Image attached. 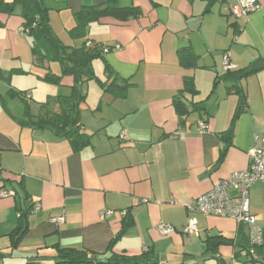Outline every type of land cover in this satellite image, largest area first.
Returning <instances> with one entry per match:
<instances>
[{
  "label": "crops",
  "instance_id": "0c3cea01",
  "mask_svg": "<svg viewBox=\"0 0 264 264\" xmlns=\"http://www.w3.org/2000/svg\"><path fill=\"white\" fill-rule=\"evenodd\" d=\"M105 2L56 0L73 16L82 7ZM237 2L216 0L206 12L205 0H118L120 8H138L140 18L91 23L86 42L121 45L93 62L97 79L131 86L125 97H116L89 83L93 95L89 88L80 113L82 132L89 138L80 149L51 130L20 123L26 104L34 117L48 112L30 104L48 101L50 89L43 80L48 65L38 66L33 58L21 8L0 15V264H57L58 248L105 254L127 213L132 225L115 243L116 255L140 257L147 249L149 264L244 263L236 257L246 244L244 226L193 215L186 208L219 180L248 169L255 136L264 134L263 70L237 82L247 108L233 126L230 144L222 139L240 100L229 90L235 82L222 79L225 54L235 71L264 58V0H258L259 10L241 18L230 15ZM185 47L199 57L198 69L180 65L178 51ZM188 76L194 77L199 95L185 100L188 105L203 101L204 108L181 125L173 99ZM12 89L25 97L10 96ZM51 110H57L53 103ZM224 149L225 160L218 165ZM5 191L15 195L2 197ZM29 210L25 233L17 237L21 215ZM250 210L264 229V182L251 188ZM102 212L111 215L102 218ZM60 216L65 223L51 222ZM192 217L198 220L197 232L186 234ZM160 225L175 233L162 236ZM213 238L235 244L212 247ZM252 264H264V244Z\"/></svg>",
  "mask_w": 264,
  "mask_h": 264
},
{
  "label": "trees",
  "instance_id": "16d2710c",
  "mask_svg": "<svg viewBox=\"0 0 264 264\" xmlns=\"http://www.w3.org/2000/svg\"><path fill=\"white\" fill-rule=\"evenodd\" d=\"M208 2L206 12H211V7L216 0H205ZM17 7L21 8V16L24 19L23 32L30 39L31 51L33 58L38 66H46L50 62L57 61L61 64V76L49 74L48 72L43 77L46 83L59 85L64 76H71L73 84L70 87L68 95H59L43 104V108L53 103L57 110H48L46 114L39 117H34L31 113L29 104H26V111L24 119L20 120L23 125L37 127L38 129H48L55 132L57 137L66 138L70 140L76 149H80L88 144V136L82 132V123L80 121L81 106L86 103L87 96L84 94L82 85L86 82L94 81L103 88L105 92L112 93L116 97H125L129 87L128 81L116 79L111 84L101 82L97 79L93 62L102 58L103 48L98 44L87 41L81 48H69L64 46L55 36L49 23L48 11L45 7V0H13L8 2L0 0V15L11 16L16 12ZM231 15V13H230ZM141 12L138 8H120L118 0H106L103 5L82 7L80 11L75 13V27L72 35L75 37L83 36L86 38L87 30L91 23L99 21L104 18H112L119 22H127L132 19L140 18ZM232 16V15H231ZM91 42L92 46L88 47L87 43ZM178 58L180 65L184 69L196 70L199 68V57L193 52L191 47H185L178 51ZM264 70V58H261L251 64L249 67L241 70H227L226 76L223 80L234 81L235 85L229 90L239 95L240 100L238 108L235 112L232 128L230 131L223 133L222 139L229 145L234 135L233 126L240 116L246 111L247 100L246 96L239 90L237 82L251 75L257 74ZM106 72L111 73L110 68L106 66ZM218 81H215V85ZM10 96L25 97V93L9 91ZM186 95L195 98L199 95L196 88L194 77L188 76L184 79V88L175 95L173 99V106L180 118V123L183 125L185 119L196 110L204 108V102L194 103L190 101L189 105L185 100ZM47 109V108H46ZM227 149L221 153L218 165L221 164L226 157ZM21 215L20 226L15 236H22L25 232V220L28 213ZM132 225L130 214L127 213L123 228L118 236L110 243L107 253L95 254L88 251H79L74 249H60L58 248V262L57 264H149L150 253L145 251L140 257H130L127 255H116L113 253L115 243L125 234L128 228ZM242 228V226H241ZM240 228V230H242ZM19 237V238H20ZM235 244L234 242H227L219 238L210 239L211 246H218L221 244ZM264 244V243H263ZM248 245L246 236V244ZM262 246L258 248L260 250ZM253 262V261H252Z\"/></svg>",
  "mask_w": 264,
  "mask_h": 264
},
{
  "label": "built area",
  "instance_id": "2783aa9c",
  "mask_svg": "<svg viewBox=\"0 0 264 264\" xmlns=\"http://www.w3.org/2000/svg\"><path fill=\"white\" fill-rule=\"evenodd\" d=\"M260 7L258 0H238L237 4L231 7L230 13L235 18L248 17L251 13L259 10ZM87 46L91 47L92 43L88 42ZM120 49L121 45L104 47L103 53L106 54L112 50L118 51ZM223 62L228 71L235 69L228 53L225 54ZM200 128L203 131L207 127L202 122ZM123 137L124 135H122ZM248 158V169L231 173L228 177L219 180L207 193L190 200L186 204L187 211L190 214L231 219L239 226H244L248 245L245 248H240L236 255V257L245 260L243 264H252V261L258 255V248L264 243V229L258 225L250 210V190L256 182H264V134L255 136L254 145L248 152ZM14 195V191L1 193L2 197ZM39 209L40 206L35 205L34 211H39ZM110 215L111 212L101 213L102 218ZM65 220L64 216H60L52 218L51 222L63 224ZM197 225V218L192 217L188 220L183 232L194 234L197 232ZM159 229L162 236L175 233V229L169 225H160ZM236 257L234 256V259Z\"/></svg>",
  "mask_w": 264,
  "mask_h": 264
},
{
  "label": "rangeland",
  "instance_id": "374dc122",
  "mask_svg": "<svg viewBox=\"0 0 264 264\" xmlns=\"http://www.w3.org/2000/svg\"><path fill=\"white\" fill-rule=\"evenodd\" d=\"M59 1V0H57ZM45 7L48 11L49 16V23L51 26L52 31L54 32L57 39L66 47L69 48H81L86 43V38L83 36L75 37L72 35V30L75 27V18L72 15L71 11L66 9L65 7H60L58 3H56V0H45ZM48 73L56 76H61L62 73V67L61 64L57 61L50 62L48 64ZM97 83L96 80L86 82L82 85V89L84 94L88 98V92L90 84L89 83ZM70 84V85H69ZM73 84V78L71 76H64L61 79V83L59 85L52 84L48 82V87L50 89V92L48 94V99H53L58 95L57 92L59 89H62L64 92V95H68L70 93V87ZM92 88L90 90V97H92L93 93ZM33 106H43L45 103H39L36 100L30 102ZM48 110L52 109V103L49 104L47 107Z\"/></svg>",
  "mask_w": 264,
  "mask_h": 264
}]
</instances>
